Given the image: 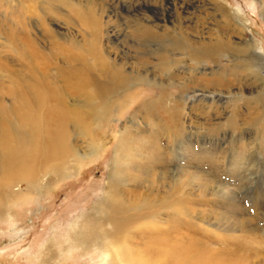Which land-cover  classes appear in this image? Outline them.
<instances>
[{"label": "rangeland", "instance_id": "rangeland-1", "mask_svg": "<svg viewBox=\"0 0 264 264\" xmlns=\"http://www.w3.org/2000/svg\"><path fill=\"white\" fill-rule=\"evenodd\" d=\"M261 1L0 0V92L9 75L25 70L17 55L32 60L28 71L41 67L33 61L36 52L54 55L51 33L94 63L86 45L92 25L82 16L88 12L101 15L105 57L118 62L126 51L125 71L141 56L153 66L147 50L163 48L166 40L133 49L135 19L190 42L214 41L215 30L237 45L252 41L264 61ZM217 4L237 14L241 33L222 22ZM24 27L26 36L19 33ZM247 50L199 65L175 51L170 57L180 63L170 70L171 80L149 67L145 80L129 85L148 90L112 95L83 119L89 133L68 119L76 153L65 172L37 175L36 190L15 181L3 201L0 264H137V256L146 264H264V68ZM244 59L255 70L244 68ZM54 63L66 61L57 56ZM217 73L221 83L206 87ZM20 82H29L27 74ZM161 88L165 107L178 102L175 128L168 114L148 118L141 105L158 98ZM203 91L214 98L202 100ZM0 97L9 104L6 94ZM68 102L67 109L83 110L81 100ZM81 230V239L90 240H79Z\"/></svg>", "mask_w": 264, "mask_h": 264}, {"label": "bare ground", "instance_id": "bare-ground-1", "mask_svg": "<svg viewBox=\"0 0 264 264\" xmlns=\"http://www.w3.org/2000/svg\"><path fill=\"white\" fill-rule=\"evenodd\" d=\"M261 3L264 4V0ZM214 10L224 24L231 25L232 29L239 33L244 29V25L239 22L237 14L233 15L223 5L217 4ZM82 16L87 22L89 19V23L92 25V34L86 41V45H88V51H86L94 63L88 62L81 53L76 57L73 52L69 51L70 48L67 44L59 42V40L64 39H56L51 33L49 42L54 55L37 56L36 52L33 61L39 63L41 67L37 66L29 71L27 65L31 59L21 54L17 55L16 58L23 63L21 68L25 70L23 72H13L9 75V83L4 85L3 91L0 92V96L6 94L10 99L7 105L0 97V216L2 215L3 201L8 192L13 190L11 187L15 181L22 182L29 190H36L38 188L37 175L41 173L44 175L46 171L54 175L65 172L67 161L70 157H74L76 153L75 147L70 144L67 130L68 119L75 120L80 128H85L89 133L87 124L83 119L85 117L91 119L94 111L112 95H122L124 93L129 97L137 93L136 90H148L149 87H140L134 89L133 92L129 89V85L145 80L148 74L146 69L149 67L154 66L155 69L160 70L165 79L171 80L170 70L173 69L174 64L180 63L178 57L176 59L170 57L171 53L181 51L180 53L183 52L186 58L199 65L206 59H218L219 55L224 52L232 55L239 50L248 49L247 51H250L252 56L258 60V68H264L263 58L256 51L257 46L252 41H245L241 43L242 46L237 45L234 44L235 42L227 41L226 38H221V35L218 34L219 31L215 30L212 32L215 35L217 34L214 41L205 43L190 42L176 38L167 31L159 30V32L155 27L147 26L139 19H135L136 33L134 37L137 43L131 45L128 41H125L128 46L131 45L133 49H138L142 45L155 42L157 39L166 40L162 42L164 44L163 48L156 47L147 50L146 55H151L155 59L153 66H151L152 62L147 57L141 56L137 59L136 64L129 67V71H125L126 69L124 70L123 66H126V51L123 53L125 59L118 62L116 57L107 58L103 53L110 55L107 46L103 45L101 41L100 13L88 12L85 16ZM19 33L26 36L27 28L24 27ZM57 56L63 57L66 64L56 65L54 60ZM244 60L241 63L242 66H245L244 68L255 70L249 60ZM134 66L136 67L134 68ZM46 71H55L54 73L59 75V78L52 76L55 75L52 73H50L51 76L50 74L47 75ZM25 74L29 77V82L26 85L20 82ZM47 77L51 79V82ZM220 77V74L217 73L215 76L208 78L206 87L219 85L221 83ZM198 78L200 81L203 80L202 77ZM183 88L184 86L181 88L182 91ZM160 91L158 98L141 101V105L147 108L145 115L150 118L159 114H168L170 117L169 126L172 125L175 128L179 124L178 112H175L178 102L171 100L170 103L173 102L172 106L165 107L167 94L162 88ZM202 93V100L206 101L211 100L215 95H212L209 91H203ZM68 100L72 102L81 100L83 110L67 109L65 103ZM173 134L174 132H172L170 138L175 136ZM121 139L124 141L123 135ZM151 139H153L151 141L154 144L156 143L155 149L157 150L159 148L158 136L153 135ZM92 234H95V232ZM81 235L82 230L79 234L81 242L84 243L86 240H90L89 237L88 239H81ZM89 235L91 236V234H87L84 237ZM93 239L97 242L100 241L97 236ZM102 240L112 243L111 239ZM118 258H120L118 255L113 256V259ZM132 260H136L137 264H146L140 256ZM234 260H237V258Z\"/></svg>", "mask_w": 264, "mask_h": 264}]
</instances>
